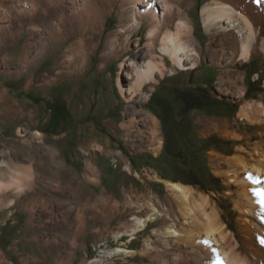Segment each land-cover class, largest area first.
<instances>
[{
  "label": "rangeland",
  "instance_id": "obj_1",
  "mask_svg": "<svg viewBox=\"0 0 264 264\" xmlns=\"http://www.w3.org/2000/svg\"><path fill=\"white\" fill-rule=\"evenodd\" d=\"M74 1L73 5L80 2ZM208 1H179L194 29L200 52L197 66L180 71L168 63L164 76L145 85L142 95H129L132 81L125 72H131L119 65L124 57H146V24L133 36L123 58L98 67L105 36L118 22V5L104 22L103 35L97 36L101 43L87 71L77 80L66 77L43 85L46 72L53 73L56 56L65 49L63 43L55 45L35 66H26L25 60L36 51L29 49L28 40L34 37L28 34L27 18L23 19L22 34L0 35V95L5 93L3 97L11 99L17 109L14 118L0 113V182H8L16 176L15 171L30 173L23 191L0 192L4 264H88L99 250L117 247L134 254L112 257L105 264L192 262L197 255L192 252L194 244L171 242L165 247L155 232L168 225L163 219L149 223L131 240L126 235L113 239L115 232L130 228L131 215L144 218L153 208L168 207L162 202L167 194L162 180L181 182L209 195L222 221L241 239L233 200L222 179L213 174L209 155L215 151L231 157L236 147L242 146L246 157L255 160L257 156L248 152L259 143L264 147V117L258 114L255 124L238 117L244 103L264 107V53L255 51L246 62L233 56L232 61L227 47L222 57L217 43L223 44L222 38L205 32L200 20L201 7ZM42 3L46 6L44 0ZM260 26L264 27V21ZM262 39L264 32L258 43ZM4 108L10 105L2 102L0 111ZM153 119L161 142L157 152L151 134ZM210 119L226 120L230 135L211 129L200 134L202 123ZM122 124L131 126L124 129ZM36 131L42 136L37 137ZM84 149H94L89 161L97 169L95 174L88 172ZM154 175L162 180L153 181ZM127 196L139 206L134 213L127 206ZM146 240L152 249H145Z\"/></svg>",
  "mask_w": 264,
  "mask_h": 264
},
{
  "label": "bare ground",
  "instance_id": "obj_2",
  "mask_svg": "<svg viewBox=\"0 0 264 264\" xmlns=\"http://www.w3.org/2000/svg\"><path fill=\"white\" fill-rule=\"evenodd\" d=\"M179 1L80 0L73 5V0H44L46 6L43 7L42 0H0V35L22 34L25 22L23 19L27 18L30 25L28 34L31 38L34 37V40H28L31 42L29 49L36 51L34 56L25 60L26 66H35L55 45L63 43L65 49L60 56H56L53 73L46 72L43 85L66 77L77 80L87 71L89 60L101 43L97 36L103 35L104 22L118 5V22L116 28L105 36L98 67L104 68L110 60L123 58L129 50L133 36L146 24V57H124L119 65V68L126 67L131 72H125V76L132 81L127 89L129 95H142L145 85L155 84L157 76H164L168 63L180 71H185L195 68L200 60V52L193 38V26ZM66 3L70 6L64 7ZM262 8L264 0L260 3L256 0H209L201 7L199 14L205 32L222 38L223 44L217 42L222 48V57L226 56L224 49L230 47V60L236 56L246 62L255 51L264 53V39L258 43L261 33L264 32V27L260 26L264 21ZM40 39L43 41L39 42ZM26 49L25 46V51ZM212 55L215 56L214 52ZM222 86L224 84L220 83L218 87L222 89ZM225 91L230 92L229 88ZM245 93L241 92L242 95ZM4 94L2 92L0 95V104L8 103L10 108H4L0 113L14 118L17 110L15 104L9 98L6 100ZM258 114L264 117V107L260 103H244L238 111L239 119L250 124H255L260 119ZM152 123V142L156 146L154 151L157 152L161 142L157 123L154 119ZM202 124V135L210 129L230 135L226 120L210 119ZM130 126L122 124L124 129ZM35 134L37 137L42 136L38 131ZM231 136L234 140L238 139L235 134ZM93 150L84 149L81 152L87 157L88 172L95 174L97 169L89 161ZM245 152L244 147L238 146L231 157H223L215 151H211L209 155L213 174L222 179L226 194L233 200V208L238 214L236 224L240 240L222 221L209 195L181 182L162 180L157 175L152 180L164 182L167 194L162 202L166 201L168 207L162 206L160 210L153 208L152 213L144 218L131 215L130 228L115 232L113 239L118 240L126 235L131 240L133 236L143 232L149 223L163 219L169 222L168 225L161 230L156 229L155 232L161 237L165 247L168 248L171 242L194 244L196 249L192 252L196 251L197 255L192 258V262L186 264H264V245L261 244V240H264V147L259 143L248 152L251 157L257 156L255 160L248 159ZM125 170L131 171L128 166ZM13 175L16 176L8 182H0V192L23 191L30 173L15 171ZM130 192L135 193V190L131 188ZM2 201L3 199L0 204ZM126 203L132 213L139 208L130 196H127ZM144 244L145 249L152 247L147 240ZM98 252L96 258L88 264H105L112 257L134 254L131 250L119 247ZM6 262L7 258L0 252V264Z\"/></svg>",
  "mask_w": 264,
  "mask_h": 264
},
{
  "label": "snow or ice",
  "instance_id": "obj_3",
  "mask_svg": "<svg viewBox=\"0 0 264 264\" xmlns=\"http://www.w3.org/2000/svg\"><path fill=\"white\" fill-rule=\"evenodd\" d=\"M256 2H257V3H260L261 0H256ZM29 178H30V177H29ZM261 244L264 245V240H261ZM221 264H222V262H221Z\"/></svg>",
  "mask_w": 264,
  "mask_h": 264
},
{
  "label": "trees",
  "instance_id": "obj_4",
  "mask_svg": "<svg viewBox=\"0 0 264 264\" xmlns=\"http://www.w3.org/2000/svg\"><path fill=\"white\" fill-rule=\"evenodd\" d=\"M61 107H63V106H61ZM64 110H65V108H63Z\"/></svg>",
  "mask_w": 264,
  "mask_h": 264
}]
</instances>
